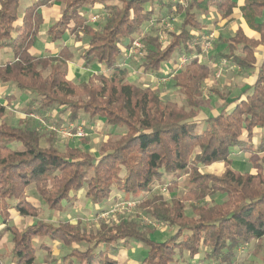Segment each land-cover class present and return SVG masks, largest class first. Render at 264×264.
I'll use <instances>...</instances> for the list:
<instances>
[{
    "label": "trees",
    "instance_id": "obj_1",
    "mask_svg": "<svg viewBox=\"0 0 264 264\" xmlns=\"http://www.w3.org/2000/svg\"><path fill=\"white\" fill-rule=\"evenodd\" d=\"M55 3L60 6L59 17L46 28L47 41L54 44L66 36L80 39L84 34L82 65L101 68L78 84L66 78L67 64L74 59L68 46L53 55L32 52L45 25L42 8ZM159 4L161 0H39L19 16V0H0V48L12 55V60L0 64V84L29 97L25 114L55 113L65 124L77 123L82 115L125 129L118 138L106 135L97 157L72 146L60 150L53 132L43 134L31 123L12 126L0 103V242L9 237L12 264H35L36 251L48 250L44 239L68 249L62 257L67 264H116L99 248L118 241L145 246L142 264H177L183 255L185 263L202 255L206 263L213 259L214 264H234L240 249L260 250L264 240V60L260 62L256 53L264 46V0L241 4L236 0L169 1L156 14ZM94 6L100 7L104 17L95 30L83 14V9ZM210 13L220 20H232L238 13L253 36L238 26L233 33L218 36L211 46L214 54L202 61L209 31L200 17ZM171 14L181 20L172 31L165 29L169 40L164 47L157 33L141 35L144 26L161 24ZM140 36L139 79L164 78L162 64L173 59L167 80L177 91L179 103L163 100L150 85L127 80L124 54ZM219 46L223 48L218 50ZM182 57L186 61L176 69ZM217 59L242 73L253 71L255 78L230 103L214 90L222 101L220 110L207 116L206 127L196 133L201 91ZM230 104L233 107L227 111ZM233 151L259 154L258 160L250 161L253 173L230 167ZM217 162L224 165L219 174L201 170ZM167 176L172 179L165 183ZM156 184L166 186L169 197L154 192ZM181 185L185 194L179 197L174 193ZM32 187L38 205L27 195ZM83 190L93 205L108 201L113 192L144 193L135 200L137 214L163 224L170 235L155 241L151 236L156 230L137 219L100 223L92 232L79 222H47L46 214L72 207ZM213 195L222 196L221 203L204 205ZM13 214L32 223L17 226L12 223ZM2 260L0 256V264Z\"/></svg>",
    "mask_w": 264,
    "mask_h": 264
},
{
    "label": "rangeland",
    "instance_id": "obj_2",
    "mask_svg": "<svg viewBox=\"0 0 264 264\" xmlns=\"http://www.w3.org/2000/svg\"><path fill=\"white\" fill-rule=\"evenodd\" d=\"M37 1L39 0H19L18 15L21 16L25 8H27L32 3L37 2ZM49 8L50 9L48 11H44L46 12L45 15L49 17L55 16L57 14V11L60 10V6L56 3L55 5H51ZM146 8L148 9L149 5H147ZM83 14L86 17H89V14L87 13L85 9L83 10ZM99 16L100 18L96 22L90 23L91 25L89 26L91 29L95 30L96 29L95 25L103 21V18H104L103 15L99 14ZM180 20H181V16L178 17V16L171 14L170 17L164 20L161 24L153 23L151 27L143 28L142 33L143 34L147 33L149 35H151L153 32L157 33L158 41L160 45L164 47L168 43V41L164 42L163 44L161 38L167 37V39L169 40V37L164 35L165 29L172 31L173 27H175V25L179 23ZM200 20L203 21V23L206 26V29L209 31V35L207 36L208 38L207 41H209V44H205V47L203 50L204 52L201 57L202 61H206L210 55L214 54V52L211 51V46L217 43L214 35L215 36L217 34H221L223 36L226 35L230 30H233V28H235V25L237 24V22L238 24H242L243 27H245V25L240 21H237L234 23H230L227 21H220L217 19V16L214 13H210L207 17H200ZM53 21L54 19L47 22L45 25H43L40 28L39 36L37 37V40L35 42L36 47L42 46L40 44H41V41L45 40V33H44L45 29ZM92 24H95V25H92ZM247 34H250L248 30H247ZM12 35H14V31L12 32ZM80 36L82 40H85L86 36L84 34H81ZM141 37L142 36L138 38L142 41ZM69 43L71 44V38H70ZM51 46L54 47L55 49H59L63 46V40H60L54 44H51ZM129 46L130 44L128 45V48ZM142 48H143V41H142ZM70 49L74 53V57L76 58L75 50L71 47ZM45 54H48V51H45ZM124 58L126 59L125 66L129 73L127 80L130 83H134L137 85L139 84L144 85L141 79H139V76H140V71L138 69V66L140 64V61H138L139 55L136 57H132V56L129 57L128 52L126 50L124 54ZM10 60H12L11 53L5 48H0V64H4ZM178 65H179V62H178ZM173 66H174L173 59L167 62H164L162 64L161 75L162 77H164V79L168 78V75H170L171 73L170 70L173 68ZM212 67H214L213 69H211L212 73L210 74V77L208 78V80L204 83L202 91H201V96H202L201 97L202 108L200 110L201 117L215 114L220 110L221 101L216 96L214 90H217L222 95L226 96L227 101H230L233 97L237 96L239 92V88H241L244 84H246L247 81L249 82L252 76V72H248L245 74L236 68H233V67L230 68L227 63L223 64L221 59H218L217 62L212 65ZM219 69H221L220 71L221 74L220 73L217 74V71H219ZM81 71L82 72L80 73H70V74L67 73V80L73 84H78L80 82L86 81L87 77L90 76V71L88 72L87 70H82V69ZM160 81L161 80L158 79L157 85H154V86L150 85L151 89L156 94H158L159 97L162 98L163 100L171 99L174 102L179 103L180 97L177 91L174 90L173 87H171L172 85L170 82L171 80L164 81L163 83H161ZM144 86H147V85H144ZM5 96H10V97L7 99ZM28 98L29 97L24 92L18 91L17 89H15L9 84H0V103L5 108L4 118L12 126H17L18 124L31 123L37 129H39L40 132L43 134L53 132L54 135L56 136L57 143H58L60 150H63L65 146L74 147L73 144L75 141H77L78 143H80V145L87 144L89 148L85 150L89 151L94 157H97L99 155L98 147L100 143L105 139V137H102L103 135L98 132L95 134L86 132L85 127H86V124L89 122V120H87L85 117L80 115L81 120L77 121V123L75 122L73 123L76 126L80 125L83 127V131H84L83 137L76 135L75 134L76 132L74 133V131L70 135L64 132L63 133L58 132L61 129L62 130L66 129L70 123L65 124L62 120L63 118L59 119L55 113L46 114L44 116H40L35 113L29 114V115L25 114V111H23L22 109L24 108L25 100ZM230 107L232 108V106ZM229 110L230 109H228L227 111ZM96 120H97L96 122H99L102 125L104 134L110 135V137L112 138H118L120 135H122L125 132V129L123 127L107 126L104 124L102 119H96ZM205 127H206L205 121L198 122L195 128V132L200 133ZM14 145L12 144L11 146L20 150V147L18 145L17 146L16 145L14 146ZM81 149L83 148L81 147ZM258 158H259V154L255 152H253L252 154H244V153H239L237 151H233L230 155V159L232 162L230 167L233 170H236L241 173H249V172L253 173L250 161H256L258 160ZM223 167L224 165L222 162H217V163L212 164L209 167L202 168L201 170L203 172L206 171V172L213 173V174H219L223 170ZM171 179H172V176H167L164 179V182L167 183ZM154 192H162L166 197H169L170 195L167 192L166 186L159 185V184L155 185ZM174 194L179 197L183 196L185 194L184 186L183 185L179 186ZM27 195H29L31 198H35V200H37V203L39 204L38 198L36 197L35 191L33 189H29L27 191ZM143 195L144 193H140L138 196H134L131 194H122V193L113 192L108 201L100 203V204H96L95 208H97V210H104L110 213V212H113L116 206L120 204L121 200L135 201V200L142 198ZM80 196L83 197V192L80 193ZM80 200L86 201L84 199H80ZM222 200H223L222 196L213 195L211 197H208L205 200L204 205L210 206L213 204H218V203H221ZM85 203L86 204L84 206L83 204H81V206L84 207V210L86 212H81L79 210L76 211L75 209L70 214L63 216L62 219L72 224H76L77 222H79V226L81 228H84L86 231L92 232L98 229L100 222L97 219H98L99 214L103 213L104 211L100 212L99 214L97 213V215L96 214L94 215L91 204L88 201H86ZM186 205H189V204L186 203ZM118 209H120V207ZM118 209L112 214L106 216L107 218H109L108 219L109 222L105 220L104 222H101V223L104 225H109L107 223H110V221L112 222L113 218H115V222L117 223L122 219L124 220L125 219H137L139 222L145 225V227L155 229L156 234L158 235L160 234L161 236L160 239L162 240H165L168 233H171V230L168 229L163 224L156 223L152 220L147 219L146 217L142 215H138L136 211V207L133 211L131 210L129 211L128 209H123V210H118ZM187 214H190L189 210L187 211ZM117 215H120V216H117ZM47 220H50L49 223L53 225L57 224L56 217H50ZM156 234L152 235V239L155 241H162L158 239V236H156ZM7 238L9 239L8 236ZM43 243L45 245H48L52 243V241H50L49 239H44ZM260 246H261L260 250L254 253L253 252L250 253V251L240 249L237 253L236 262H234V264H264V240L262 241ZM73 247H76V246H73ZM64 249H65L64 246H61V245L57 246V249H56V252L58 253L57 255L58 256L63 255L65 253ZM100 249L105 251L106 256L114 259L116 264H139L144 256V253L147 251V248L145 246L143 245L138 246V244L136 245L134 243L131 245H126V247H124V244L122 243V241H118L116 244L111 245L109 247L105 245H101L99 250ZM132 250H134L135 253L132 259L128 260V261H131L130 263L126 261V255H124V253L129 252V251L131 252ZM45 255H46L45 251L38 249L36 251L35 264H41L40 263L41 258H43L42 256H45ZM201 258H202V255L198 258L187 261V263L188 264H214L216 262L213 259H209V263H206L205 261L200 260ZM8 259H9V255L7 257V260ZM72 260L74 261V259ZM177 260H178L177 264H187L185 263V261L187 260L185 255L178 258Z\"/></svg>",
    "mask_w": 264,
    "mask_h": 264
},
{
    "label": "crops",
    "instance_id": "obj_3",
    "mask_svg": "<svg viewBox=\"0 0 264 264\" xmlns=\"http://www.w3.org/2000/svg\"><path fill=\"white\" fill-rule=\"evenodd\" d=\"M157 1L158 0H154V3L156 2L157 3ZM169 1H177L178 3H180L181 4V2H182V0H161V4H159L158 6H157V12H156V14L157 13H162L165 9H166V4L169 2ZM237 1V3H239V4H241L242 3V1L243 0H236ZM162 3H164L165 5H163ZM33 4V3H32ZM156 7V6H155ZM50 8H42V13H43V15H44V23L46 24L47 22H49V21H51L52 19H54V21L53 22H55V20L59 17V12H60V10H58L57 11V14L55 15V16H53V17H49V16H47V15H45L46 14V12H44V11H48ZM84 10V9H83ZM85 10L87 11V13L89 14V17H87L88 18V24L89 25H91L90 23H93L92 21H91V17H93V16H99V14H101V15H103L102 14V12H101V9H100V7L99 6H94V7H92V8H90V7H88V8H85ZM99 13V14H98ZM100 17V16H99ZM217 19L218 20H220L218 17H217ZM220 21H227V22H230V23H234V22H237V21H240V22H242V19L240 18V16L238 15V13H236L234 16H233V18H232V20H220ZM52 22V23H53ZM243 23V22H242ZM244 24V23H243ZM50 25V24H49ZM48 25V26H49ZM92 25H95V24H92ZM47 26V27H48ZM152 26V25H151ZM238 26H241L244 30H245V32H246V34H247V28L245 29V27H243V25L242 24H238V22H237V24L235 25V28H233V30H230L226 35H228V34H230V33H233L234 31H235V29L238 27ZM147 28V27H150V26H144L143 28ZM143 28L141 29V35H144L143 33H142V30H143ZM46 30V29H45ZM248 32L250 33V34H247L248 36H253V32H251L250 30H248ZM45 33V32H44ZM147 34V33H146ZM214 35V34H213ZM226 35H224V36H226ZM218 36H222V37H224L223 35H221V34H217L216 36L214 35V37L216 38V41H217V38H218ZM70 38H71V44L69 43V41H70ZM37 40V39H36ZM73 40V41H72ZM36 42V41H35ZM51 44L52 43H49L48 41H47V39H46V37H45V40L44 41H41V44L40 45H42V46H38V47H36L35 46V44H34V47H33V49H32V52L34 53V54H38V55H46L45 54V51H48V54H49V52H50V55H53V54H55L59 49H55L54 47H52L51 46ZM79 44V45H78ZM63 45H66V46H68V48H69V50L71 51V49H70V47L71 48H73L74 50H75V53H76V58L74 57V59H73V61L72 62H70V63H68L67 64V73L68 74H70V73H80V72H82L81 71V69L82 70H87L88 72L90 71V76L93 74V72L94 71H98L99 69H101L98 65H94L91 69H85L84 67H83V63H82V60H80L79 59V57H80V55H81V53H82V51L85 49V47H86V38H85V40H82L81 39V36H80V39H75V38H73V37H68V36H66L65 38H63ZM39 48V49H38ZM223 48V46H219V49L218 50H221ZM72 52V51H71ZM73 53V52H72ZM74 54V53H73ZM256 56H257V58L259 59V61L261 62L262 60H264V46H260L258 49H257V53H256ZM76 59V60H75ZM218 60V59H217ZM222 60V59H221ZM217 62V61H216ZM215 62V63H216ZM214 63V64H215ZM222 63L223 64H225L226 62H225V60H222ZM213 65V64H212ZM229 66V65H228ZM126 67V66H125ZM230 67V66H229ZM214 67H212L211 66V69H213ZM230 68H232V67H230ZM220 71H221V69H219V71H217V74H219L220 73ZM221 74V73H220ZM89 76V77H90ZM89 77H87V79L89 78ZM66 78H67V75H66ZM255 78V75H254V73H253V71H252V76H251V78H250V80H249V82L247 81V83L246 84H244L242 87L244 88V86L245 85H249V84H251L252 82H253V79ZM86 79V80H87ZM158 79L159 78H157V77H154V76H151V75H148V76H145L143 79H141V81L144 83V85H157L158 84ZM70 80V79H69ZM239 88V91L241 90V89H243V88ZM239 93V92H238ZM217 96V95H216ZM6 97V96H5ZM4 97V98H5ZM218 97V96H217ZM235 97H233L230 101H228L229 103L230 102H232V100L234 99ZM219 100H220V98H218ZM221 101V100H220ZM221 104H222V101H221ZM221 104H220V106H221ZM230 106H232L233 107V104H230ZM230 106H228V108H227V110L228 109H231V107ZM24 109V108H23ZM22 109V110H23ZM219 112V111H218ZM218 112L217 113H215V114H212V115H217L218 114ZM207 116H211V115H207ZM207 116H204V117H201L200 116V113L198 114V116H197V119H196V121L197 122H200V121H205V119L207 118ZM97 120H93V121H89L87 124H86V127H85V129H86V132H89V133H100V134H102L103 136L102 137H106V135L104 134V132H103V127H102V125L99 123V122H96ZM90 135V134H89ZM84 140V139H83ZM74 147H79V148H83L84 150L85 149H88L89 148V146L87 145V144H83V145H80V143H78L77 141H75L74 142ZM29 189H33L34 190V188L32 187V188H29ZM28 189V190H29ZM27 190V191H28ZM81 192H83V197L82 196H80V193ZM116 193H118V192H116ZM79 196V197H78ZM30 199V198H29ZM80 199H84V200H86V201H88L87 199H85L84 198V190L83 191H80L78 194H77V200L75 201V203H74V205L72 206V207H70V208H67L66 210H64L63 212H61V213H49V214H46V220L47 219H49L50 217H56L57 218V223H58V221H62V222H68V221H64L63 219H62V217L63 216H65V215H68V214H70L73 210H75L76 209V211H81V212H86L85 210H84V207H82L81 206V204H83V206L86 204L85 202L86 201H82V200H80ZM116 199V198H115ZM30 201L32 202V203H34V204H36V205H38V203H37V200H35V198H31L30 199ZM89 202V201H88ZM90 203V202H89ZM91 204V203H90ZM79 205V206H78ZM91 207H92V210H93V212H94V215L95 214H99L100 212H102V211H104V210H97V208H95L96 207V205H93V204H91ZM96 209V210H95ZM89 211V210H88ZM82 217V216H81ZM49 221L50 220H47V222L49 223ZM12 223H14L15 225H17V226H22V225H29V224H31L32 223V220H30V219H23V218H21V217H19L17 214H13L12 215ZM70 223V222H69ZM78 223V222H77ZM76 223V224H77ZM57 225V224H56ZM3 226L2 225H0V229L2 228ZM154 234H156V233H154ZM169 234L170 233H168V235H167V237L169 236ZM163 235H165V234H163ZM162 235V236H163ZM156 236H158V239H160V234L158 235V234H156ZM166 237V238H167ZM151 238H152V236H151ZM160 240H162V239H160ZM166 240V239H165ZM162 241H164V240H162ZM162 241H158V242H162ZM9 239L7 238V235H5L4 236V238L1 240V242H0V256L2 257V264H12V262L10 261V255H9ZM123 243V242H122ZM138 244V243H135V242H129V243H123L124 244V247H126V245H131V244ZM59 245H61L62 246V244H60V243H50V244H48V245H45L47 248H48V250H43V251H45L46 252V255L45 256H42L43 258H41V264H57L58 262V264H67V262H68V260H64L62 257H63V255H65L67 252H68V250H67V248H65L64 250H65V253L63 254V255H60V256H58L57 254V252H56V249H57V246H59ZM142 246L141 244H138V246ZM55 250V251H54ZM147 252V251H146ZM146 252L144 253V256H143V258H142V260L140 261V263L139 264H142V261H143V259H144V257L146 256ZM134 253H135V251L134 250H132L131 252L129 251V252H126V253H124V255H126V261H128V260H130V259H132V257H133V255H134ZM8 255H9V259L7 260V257H8ZM112 259V258H111ZM114 260V259H113ZM200 260H202V258L200 259ZM115 261V260H114ZM128 262H130L131 263V261H128Z\"/></svg>",
    "mask_w": 264,
    "mask_h": 264
},
{
    "label": "built area",
    "instance_id": "obj_4",
    "mask_svg": "<svg viewBox=\"0 0 264 264\" xmlns=\"http://www.w3.org/2000/svg\"><path fill=\"white\" fill-rule=\"evenodd\" d=\"M99 18H100L99 16L95 15V16L91 17V21L96 22ZM161 40H162L163 44H164V42L168 41L167 37H163V38H161ZM206 44H209V41H207ZM141 48H142V41L139 38H136L135 40H133L130 43L129 48L127 49L128 56L129 57H131V56L136 57V56L140 55ZM185 61H186V59L184 57H182L179 60V65L177 66V68L178 69L181 68L184 65ZM160 80H161L160 82L163 83L164 81H167V78L166 79L161 78ZM73 131H74V133L76 132L75 133L76 135L83 137V133H84L83 127L80 125L76 126L73 123H70L66 129H63V130L61 129L58 132H62V133L64 132V133H67L68 135H70V134H72ZM136 205H137V201L121 200L120 204L116 206V208L113 210V212H115L119 207H120V209H118V210L128 209L129 211L130 210L133 211L135 209ZM113 212L109 213L108 211H104L103 213L99 214L97 220H99L100 223L104 222L105 220H107V222H109L108 221L109 218H107L106 216L112 214ZM117 216H120V215H117ZM115 223H117V222H115V218H113L112 222L110 221V223H107V224L112 225Z\"/></svg>",
    "mask_w": 264,
    "mask_h": 264
}]
</instances>
